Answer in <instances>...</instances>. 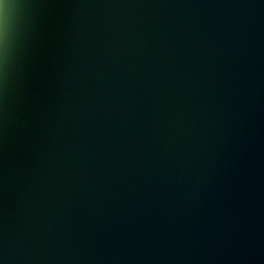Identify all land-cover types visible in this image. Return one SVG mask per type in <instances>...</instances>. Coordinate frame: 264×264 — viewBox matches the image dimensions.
I'll return each mask as SVG.
<instances>
[{"label":"water","instance_id":"95a60500","mask_svg":"<svg viewBox=\"0 0 264 264\" xmlns=\"http://www.w3.org/2000/svg\"><path fill=\"white\" fill-rule=\"evenodd\" d=\"M0 264H264V0H0Z\"/></svg>","mask_w":264,"mask_h":264}]
</instances>
